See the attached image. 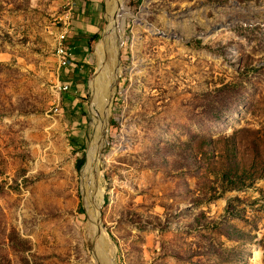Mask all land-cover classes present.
<instances>
[{"label": "rangeland", "instance_id": "374dc122", "mask_svg": "<svg viewBox=\"0 0 264 264\" xmlns=\"http://www.w3.org/2000/svg\"><path fill=\"white\" fill-rule=\"evenodd\" d=\"M108 1L0 0V264H264V0Z\"/></svg>", "mask_w": 264, "mask_h": 264}, {"label": "bare ground", "instance_id": "6f19581e", "mask_svg": "<svg viewBox=\"0 0 264 264\" xmlns=\"http://www.w3.org/2000/svg\"><path fill=\"white\" fill-rule=\"evenodd\" d=\"M124 0H109V19L111 22H113L114 14L117 13V9L119 8V2ZM112 25V24H111ZM120 40V39H119ZM120 43V42H119ZM106 41H102L98 46V54L100 56V66L101 71L103 70V74L105 77V80H101L100 76H97L94 81V122H93V144H94V155L99 151L100 147L102 146L104 141H100L99 136L101 133L105 132V128L108 122L109 113L111 111V105L112 100L114 97V79L116 78V75H112L109 72L105 71L106 64H105V57H106ZM116 61V60H115ZM101 74V75H103ZM118 75V73H117ZM111 114V113H110ZM92 150V149H91ZM95 158V157H94ZM96 160V159H95ZM95 163V161H94ZM93 163V164H94ZM92 165V162L87 167L86 171L89 170L90 166ZM89 174V173H88ZM87 176V175H86ZM91 200L89 202L88 208L89 212L92 218L97 219L98 218V210H97V203L92 202ZM102 235L104 236V232H102Z\"/></svg>", "mask_w": 264, "mask_h": 264}, {"label": "crops", "instance_id": "0c3cea01", "mask_svg": "<svg viewBox=\"0 0 264 264\" xmlns=\"http://www.w3.org/2000/svg\"><path fill=\"white\" fill-rule=\"evenodd\" d=\"M89 1L90 5H83L82 8H79V10L77 6H73L76 11H79V16L76 18V20L72 19L73 27H75L76 30L82 32L83 34L95 33L98 27L97 20H95V15L93 12V10L97 7L98 0Z\"/></svg>", "mask_w": 264, "mask_h": 264}, {"label": "built area", "instance_id": "2783aa9c", "mask_svg": "<svg viewBox=\"0 0 264 264\" xmlns=\"http://www.w3.org/2000/svg\"><path fill=\"white\" fill-rule=\"evenodd\" d=\"M69 27H70V23H69ZM69 31H70V29H69ZM69 31L67 32V36H68ZM56 54H57L58 58L64 59V66L68 67L70 64V60L73 58V53H72L70 47L67 45V43H65V47H63L62 50L56 51ZM63 88L68 89L69 85L65 84V86H63Z\"/></svg>", "mask_w": 264, "mask_h": 264}, {"label": "trees", "instance_id": "16d2710c", "mask_svg": "<svg viewBox=\"0 0 264 264\" xmlns=\"http://www.w3.org/2000/svg\"><path fill=\"white\" fill-rule=\"evenodd\" d=\"M99 38L98 34H94L92 38L89 40V44H91L93 41L97 40Z\"/></svg>", "mask_w": 264, "mask_h": 264}, {"label": "water", "instance_id": "95a60500", "mask_svg": "<svg viewBox=\"0 0 264 264\" xmlns=\"http://www.w3.org/2000/svg\"><path fill=\"white\" fill-rule=\"evenodd\" d=\"M104 36H105V31H104V33H103V37H102V39L104 38ZM100 216V215H99ZM99 220H100V217H99Z\"/></svg>", "mask_w": 264, "mask_h": 264}]
</instances>
